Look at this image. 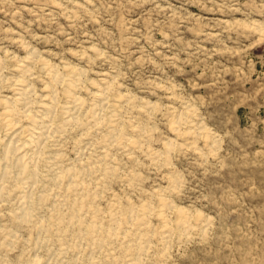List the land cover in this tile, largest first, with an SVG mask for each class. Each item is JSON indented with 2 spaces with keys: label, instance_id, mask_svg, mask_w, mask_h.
<instances>
[{
  "label": "rangeland",
  "instance_id": "374dc122",
  "mask_svg": "<svg viewBox=\"0 0 264 264\" xmlns=\"http://www.w3.org/2000/svg\"><path fill=\"white\" fill-rule=\"evenodd\" d=\"M71 79L78 123L57 146L27 151L37 172L29 220L15 217L21 183L3 182L0 264H62V247L67 263L126 264L143 236L141 264H264V0H0V159L9 105L27 136L20 85L33 110L54 92L58 127ZM105 79L104 121L88 127ZM52 154L81 195L64 186L68 173L49 180ZM81 211L83 231L95 221L104 244L94 256L71 222Z\"/></svg>",
  "mask_w": 264,
  "mask_h": 264
},
{
  "label": "bare ground",
  "instance_id": "6f19581e",
  "mask_svg": "<svg viewBox=\"0 0 264 264\" xmlns=\"http://www.w3.org/2000/svg\"><path fill=\"white\" fill-rule=\"evenodd\" d=\"M23 68H21V69H23L22 71L23 72H26L27 71V67H24L23 66ZM21 69H19V70H21ZM52 76H53V80L55 82H58L59 81V78L60 77L58 76V74L53 73ZM68 83H69L68 84V91H69L68 93L70 94V97L69 98L71 99L70 100L71 102L69 104H67L66 106H64L65 107V111L64 112L66 113L65 114L66 116L64 115L65 118L63 120V124L59 125L58 127H53L52 124H51V119H52V115H53L52 112H53L54 103H55L54 92L53 91H51L49 93L50 96L49 95L48 96L46 95L47 98H48V100H40L41 105H40V107H39L38 110H33V99H32L33 90L29 86L24 85V84L23 85H20V87L16 90V94H15L16 95L15 96L16 97V100H15V102L20 106V110L19 111H20V113L25 118L29 117V119H30V122H29L30 124H28L29 126H27V129L28 130L26 129L27 130V136H26V138L23 141L19 138V132H18L19 130L17 129V122H16L17 120H14L15 113H14V110H12L13 107L11 106L12 108L10 109L9 103L11 104L12 101L10 100V98H8V99L5 100V103H7L9 105V106L7 105L9 108H5V110H6L5 111V115H6L5 116L6 117V120L5 121H6L7 127L10 129V131L12 133L11 134L12 135V138L9 141V144L7 145V149H6V152H5L4 156H3V158L0 159V196H3L4 191H6V187H4V183L3 182H4V180L8 179L10 176L15 179L14 181H18L19 184L21 183V186H22L24 192L22 193L23 195L21 196V200H20L21 201L20 202L21 204L19 203L20 204V208H19L18 212L15 213V217L18 218V220L19 219L20 220L21 219H25V220L27 219V220H29L28 218L31 216V212H32L30 210V207H29L30 202H31L30 201V199H31V196H30L31 195V189L34 187V185L37 182L36 181V179H37V172H36V170H34V168L32 166H30V159L31 158L30 159L28 158L27 151L29 149H31V150L32 149H35V151L38 150L46 141H48L50 139L52 140L53 145L54 146H57L59 144L60 139L62 138V136L63 135L65 136V134H66L65 132H66V129L68 128V125H70V124L73 125L76 122L78 123V111H79V109H80V107L82 105V99L80 97H78L74 93V89L76 88V85H77L76 84V81H72V79H71V81H69ZM108 85H109V81L107 82V79H105L103 81V85H102L101 89H99L97 91V99H96V103H95V107H94V112H93V114H91L92 116H91L90 120L87 121V126L88 127H90V126H94L95 127L96 125H98L100 123H103V121H104V120H102L103 118H102V116H100L101 115L100 113L102 111H104L106 107H108L107 102H106V98H105V92H106V89L108 88ZM15 111H17V110L15 109ZM114 118L115 117L113 115H111L110 121H109V127H108L110 129L111 128L112 129L115 128L114 127V125H115V119ZM70 127H72V126H70ZM110 135L111 134H109L108 136H110ZM113 140H114V138H111V136H110V138H107L106 145L103 146V149L105 150L107 148L108 144L111 143ZM111 145H112V143H111ZM48 160L50 161L49 163H51V166H50V174H49L50 175V178H49L50 181H53V182L55 181L54 182L55 185H59L62 182L60 180L62 179L63 175L65 173L66 174L68 173V176H67L68 177V181L65 182L67 184L64 185L68 189V191L72 190L71 192H73V191L74 192H80L81 190H83V188H81V184L78 181H76L77 178L75 179V173H72L71 168H67V169L63 170L59 166L58 154H54V155L52 154L48 158ZM31 162L33 163V161H31ZM34 189H35V187H34ZM45 192H47V191H45ZM81 194L82 193L80 192V195ZM44 195H45L44 192H43V195L41 194V197L39 195V197H40V198H38L39 201L44 198ZM47 195H49V192H47ZM57 195L58 194H56V196ZM57 201H59V200H57ZM59 202H62V201H59ZM77 202L78 201H76V203ZM54 203H56V202H54ZM84 215H85V213H82V211L79 214H76V213L73 214L71 216V220H72L71 222H73L75 224H80V227L81 228L79 230H81V231L78 230L79 233L77 232L78 233V236L77 237L80 239V242H83V240L86 241V245L89 248V255L90 256H94L95 253L99 252V250H101L102 247H104V244L103 243H100V239L98 237L99 231H97V228H96V225H95V221H93L91 223L92 226H90L91 227L90 230H89V227H88V230L89 231L87 229H86V232L83 231L82 227L85 224L84 223L85 220L83 221ZM113 215L111 217H113ZM131 216H132V214L129 217H131ZM113 220H116V219H113ZM145 221L146 220H142L141 222L139 221L140 223L138 224V228H139L138 230H140V228H141V230H143L142 228H144V227L147 226V224H146ZM39 222H41V221H39ZM126 222H128V221H126ZM73 223H72V225H73ZM37 225L40 226L41 224H37ZM38 228H39V231H40V227H38ZM42 228H43V226L41 227V229ZM163 231H164V229H163ZM113 232H115V231H113ZM101 234H102V232H101ZM125 234L126 233H122V234L116 235V234L110 233L108 235L109 236L110 235L111 236H114L113 238H115V240H117L118 243L120 242L123 245H125V247H126L128 245V243H129V241H128L129 238H127L125 236ZM166 234H167V231H165L162 234V236L164 237V239H165V237H167ZM136 237H138V236L135 235V238ZM110 238H112V237H110ZM86 239H88V240H86ZM135 241H136V239H135ZM147 242L148 241L146 240V238L144 236L143 237H140L138 239V243H136V255H135V252H134V255H135L134 256V259H133V256H132V260H131V257H130V259L128 258L130 261L127 260V263L126 264H141L143 262V261L141 262V260H143L142 257L145 256V255H147L146 254L147 253V250H148V248H147ZM129 244L131 245L132 243H129ZM148 245H149V243H148ZM130 248L133 249V247H130ZM82 250H84V249H82ZM66 251L67 250L65 248L63 249V247H62L60 256L57 255V258H56L57 261H58V263H62V264H75V262H72V263H70L69 261H68L69 263L66 262V260H65ZM90 258L94 259L93 257H90ZM92 259H91L92 262L90 264H98L95 259H94L95 261H93ZM35 260H39V259L36 258ZM50 263L48 262V264H50Z\"/></svg>",
  "mask_w": 264,
  "mask_h": 264
}]
</instances>
